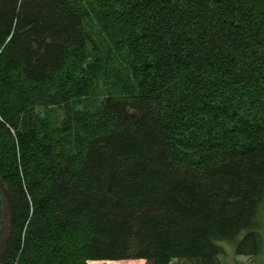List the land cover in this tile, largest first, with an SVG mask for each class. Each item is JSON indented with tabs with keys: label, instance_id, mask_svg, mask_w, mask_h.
Listing matches in <instances>:
<instances>
[{
	"label": "trees",
	"instance_id": "16d2710c",
	"mask_svg": "<svg viewBox=\"0 0 264 264\" xmlns=\"http://www.w3.org/2000/svg\"><path fill=\"white\" fill-rule=\"evenodd\" d=\"M88 7L136 90L57 124ZM263 199L264 0H0V264L256 255Z\"/></svg>",
	"mask_w": 264,
	"mask_h": 264
},
{
	"label": "rangeland",
	"instance_id": "374dc122",
	"mask_svg": "<svg viewBox=\"0 0 264 264\" xmlns=\"http://www.w3.org/2000/svg\"><path fill=\"white\" fill-rule=\"evenodd\" d=\"M88 4L85 3V6ZM93 42L88 46V62L82 64L74 72L68 71V77L60 80L55 87H63L65 98L57 103L36 106L35 110L42 116H48L57 124L68 121L71 113L93 109L107 96L129 94L134 87V76L129 70V58L125 52L116 50L106 35L94 11L88 7L83 20ZM92 58V59H91ZM71 77V79H70ZM52 90V89H51ZM236 118L246 117L245 110L236 111ZM258 229L261 235V250L256 255L237 254L234 241H218L223 251L217 257L218 264H264V199L258 211ZM244 231L236 236L240 239ZM181 260L174 259L173 263ZM143 259L124 260H88L86 264H145Z\"/></svg>",
	"mask_w": 264,
	"mask_h": 264
},
{
	"label": "bare ground",
	"instance_id": "6f19581e",
	"mask_svg": "<svg viewBox=\"0 0 264 264\" xmlns=\"http://www.w3.org/2000/svg\"><path fill=\"white\" fill-rule=\"evenodd\" d=\"M92 261H95V260H92Z\"/></svg>",
	"mask_w": 264,
	"mask_h": 264
}]
</instances>
